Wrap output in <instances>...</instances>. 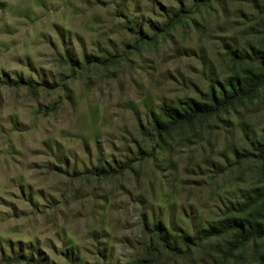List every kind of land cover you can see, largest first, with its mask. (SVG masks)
Masks as SVG:
<instances>
[{
	"label": "rangeland",
	"instance_id": "374dc122",
	"mask_svg": "<svg viewBox=\"0 0 264 264\" xmlns=\"http://www.w3.org/2000/svg\"><path fill=\"white\" fill-rule=\"evenodd\" d=\"M263 54L264 0H0V264H258L264 237L182 256L153 225L203 235L264 189V86L163 141L150 119Z\"/></svg>",
	"mask_w": 264,
	"mask_h": 264
},
{
	"label": "trees",
	"instance_id": "16d2710c",
	"mask_svg": "<svg viewBox=\"0 0 264 264\" xmlns=\"http://www.w3.org/2000/svg\"><path fill=\"white\" fill-rule=\"evenodd\" d=\"M181 10L174 15L179 17ZM176 20V19H175ZM231 59L244 60L230 47ZM255 69L240 70L233 68L223 80H214L206 90L199 91L196 98H190L183 103H167L159 106L151 115L152 135L156 141H163L179 127L191 124L194 121L215 115L236 102L251 99L264 86V54L257 61L252 62ZM257 158L264 159V141L256 145ZM245 157L254 156L247 152ZM128 166L130 164L128 163ZM102 174L108 173L102 169ZM99 169V170H100ZM264 205V189L230 208V213L202 229L203 235L179 232L177 241L170 242L162 231V225H153L154 232L161 246L173 254L187 256L193 247H199L204 238L229 234L226 243L225 257H232L234 252L245 246L249 241L264 237V214L260 218L246 216V211L253 206ZM264 211V208H263ZM181 243V245H180ZM258 264H264V250L258 255Z\"/></svg>",
	"mask_w": 264,
	"mask_h": 264
}]
</instances>
